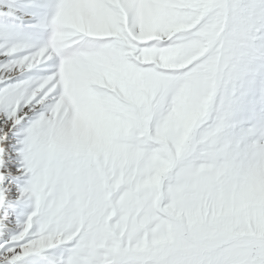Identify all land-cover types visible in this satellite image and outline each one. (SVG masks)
Returning a JSON list of instances; mask_svg holds the SVG:
<instances>
[{"label": "snow or ice", "instance_id": "snow-or-ice-1", "mask_svg": "<svg viewBox=\"0 0 264 264\" xmlns=\"http://www.w3.org/2000/svg\"><path fill=\"white\" fill-rule=\"evenodd\" d=\"M0 264H264V0H0Z\"/></svg>", "mask_w": 264, "mask_h": 264}]
</instances>
